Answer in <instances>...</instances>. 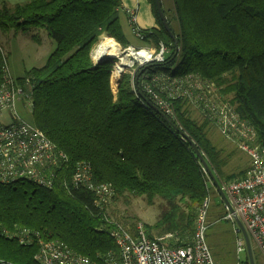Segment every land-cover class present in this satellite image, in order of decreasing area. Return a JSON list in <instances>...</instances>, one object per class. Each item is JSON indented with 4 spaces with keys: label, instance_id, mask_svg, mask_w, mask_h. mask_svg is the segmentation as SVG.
<instances>
[{
    "label": "trees",
    "instance_id": "obj_1",
    "mask_svg": "<svg viewBox=\"0 0 264 264\" xmlns=\"http://www.w3.org/2000/svg\"><path fill=\"white\" fill-rule=\"evenodd\" d=\"M148 2L156 27L140 29L141 43H161L167 54L163 63L138 69L136 93L125 75L115 95L112 63L94 64L90 52L103 33L128 45L121 0L0 5V31L44 29L55 43L44 66L22 79L31 86L32 124L68 158L50 189L28 182L0 184V264H38L40 240L63 242L96 264H104L107 254L117 256L110 235L116 223L107 218V207L94 205L92 193L70 181L78 162L90 165L94 184L111 186L112 200L125 195L144 197L148 205L161 200L164 207L149 230L172 234L176 245L191 242L199 209L213 187L188 140L219 184L244 172H223L222 150L207 136L212 120L193 118L186 99L170 100V116L158 109L142 89L153 74H193L214 83L221 95H230L229 104L255 131L256 143L264 144V0H170L169 18L161 7L170 32L155 0ZM1 51L0 82L6 62ZM240 264H249L247 254Z\"/></svg>",
    "mask_w": 264,
    "mask_h": 264
},
{
    "label": "built area",
    "instance_id": "obj_2",
    "mask_svg": "<svg viewBox=\"0 0 264 264\" xmlns=\"http://www.w3.org/2000/svg\"><path fill=\"white\" fill-rule=\"evenodd\" d=\"M126 13L128 23L134 25L135 10H126ZM131 31L142 41L143 35L138 29L132 28ZM97 48L91 54L94 64H98L104 54H97ZM142 52L144 56L139 55ZM166 54L167 48L161 43L153 49L146 45L129 46L123 50L119 47L118 54L111 55L117 61L111 65L110 77L113 79L120 58H126L128 63L123 66L116 83L134 66L139 69L163 63ZM131 85L136 93L135 81L132 80ZM212 87V82L203 81L193 74L173 77L153 74L142 82L144 93L164 114H173L170 100L184 98L197 108L201 116L212 120L221 136L236 143L237 148L247 155L249 165L243 177L220 184L228 202L226 205L221 201L223 218L231 225L238 263L247 254V248L236 220L245 231L251 250L256 249L264 259V144L256 143L255 131L239 119L229 102L220 96L218 89L213 90ZM30 90L29 80H14L4 62L0 82V184L28 182L50 189L56 183L58 172L67 165L68 158L41 130L18 115V103L31 110ZM161 93L165 94V98L160 96ZM202 171L207 177L203 167ZM70 181L74 187L92 193L97 207H107L111 203L113 189L109 184L92 182L88 163L78 162L72 169ZM208 183L211 184L210 181ZM208 204L209 199L206 198L199 209L191 242L186 245L171 243L172 234L148 237L142 224H138L134 230L116 224L110 235L118 247V254L116 257L107 254L104 264H214L205 236ZM38 246L34 255L38 264H96L60 241L40 240Z\"/></svg>",
    "mask_w": 264,
    "mask_h": 264
},
{
    "label": "rangeland",
    "instance_id": "obj_3",
    "mask_svg": "<svg viewBox=\"0 0 264 264\" xmlns=\"http://www.w3.org/2000/svg\"><path fill=\"white\" fill-rule=\"evenodd\" d=\"M29 1L31 0H0V5L5 2L7 5L13 6L15 4H22ZM160 3L163 11L169 18L172 6L170 0H160ZM172 25L174 26V24ZM123 27L125 38L129 42L128 45L123 46L112 38L118 46L122 48V50L131 45H144L140 40L136 39L131 34V30H129L127 25L123 24ZM106 37L109 36L104 33L98 36L96 43L92 46L90 57L93 51ZM146 46H149L150 49L154 48L152 44ZM0 48L6 56L7 68L10 76L14 80L20 82L29 70L44 66L49 55L55 50V43L51 38H49L44 29L30 28L26 32L17 33L14 31H8L5 33L0 31ZM116 61L117 58L111 62L112 65ZM137 71L138 68L134 66L123 74V76H130L129 82L131 89V81H135ZM139 75L140 74H138L137 77H139ZM123 76H121L117 83L113 84L110 82L113 95L117 93L116 85L120 83ZM110 79L112 78L110 77ZM212 89L214 90L219 88L213 83ZM220 96L227 101L230 99V95L224 96L220 94ZM186 108L191 112L193 118L198 121L202 120V116L196 107L192 106L188 102V104H186ZM17 112L23 120L32 123L31 110L29 111L27 108H23V106L18 103ZM209 126L210 127L207 129L208 138L216 148L222 150V159L224 161V165L222 167L223 172L225 174L238 173L241 171L245 172L249 165L247 155L240 151L235 143L229 140H224V138L220 136L215 125L210 124ZM228 182L229 181H225L222 183ZM208 199L209 204L206 210L207 230L205 236L213 262L214 264H240L237 261L235 253V238L231 225L223 218L224 209L214 188L209 193ZM163 207L164 204L159 199H156L152 205H148L144 197L125 195L122 198L111 201L106 208V216L110 221L112 220L116 224H120L130 230L133 227L135 228L138 224H142L143 231L145 233L147 232V234H150L152 237H159L163 234H157L153 230L150 231L149 226L155 224ZM252 255L254 257L253 260L255 264H264V259H262L263 257H261L260 253L256 249H253Z\"/></svg>",
    "mask_w": 264,
    "mask_h": 264
},
{
    "label": "water",
    "instance_id": "obj_4",
    "mask_svg": "<svg viewBox=\"0 0 264 264\" xmlns=\"http://www.w3.org/2000/svg\"><path fill=\"white\" fill-rule=\"evenodd\" d=\"M155 4H156V8H157L160 20L162 21L164 28L166 29V31L170 32L169 28L167 26V23L165 21L164 14H163L162 9H161L160 0H155ZM113 60H115V58L113 56H111L109 54H103L101 56V58L99 59L98 64L99 63H105V62H112ZM136 80H137V78L135 79V81ZM154 109H156V108L154 107ZM188 142L190 143L191 147L193 148V151H194L196 157L198 158L200 165L205 169L207 177H208L212 187L217 192L220 200L222 202H224L226 205H228L227 199H226L224 193L222 192V189L220 187V184H219L217 178L215 177L213 172L210 170V168H209L208 164L206 163L205 159L203 158L202 154L197 149V147L194 145V143H192L190 140H188ZM236 221H237L238 226L241 228L242 234H243L245 242H246L247 256L249 259V264H254L252 250L250 248L248 237H247L245 231L243 230V228L241 227L240 223L238 222V220H236Z\"/></svg>",
    "mask_w": 264,
    "mask_h": 264
},
{
    "label": "crops",
    "instance_id": "obj_5",
    "mask_svg": "<svg viewBox=\"0 0 264 264\" xmlns=\"http://www.w3.org/2000/svg\"><path fill=\"white\" fill-rule=\"evenodd\" d=\"M121 4H122V8H121L120 17L122 21L121 26H122L123 32H124L123 24L127 25L129 27V30L131 28V25H129L128 23L129 16L126 13V10H135V13H136L135 14L136 16L135 25L138 28L149 29V28L156 27L155 18L152 14L151 7H150L148 0H121Z\"/></svg>",
    "mask_w": 264,
    "mask_h": 264
},
{
    "label": "bare ground",
    "instance_id": "obj_6",
    "mask_svg": "<svg viewBox=\"0 0 264 264\" xmlns=\"http://www.w3.org/2000/svg\"><path fill=\"white\" fill-rule=\"evenodd\" d=\"M132 28H136V29H138L140 31V28H138L135 24L131 25L130 30H132ZM131 34H132V31H131ZM131 46H134V45H131ZM134 47H144V45H138V46L135 45ZM111 52H112V54H110V55H117L118 52H119V46L112 38L106 37L103 40V42L100 44V46L97 48L96 53L97 54H101V53L106 54V53H111ZM139 55H141V56L143 55L144 56V53L143 52L141 54L139 53ZM95 58H98V56H96ZM126 63H128L126 58H120V61L116 64L115 70H114V73H113V79H112L113 80L112 81L113 84L116 83V80L120 77V74L122 73V70H123V66Z\"/></svg>",
    "mask_w": 264,
    "mask_h": 264
}]
</instances>
